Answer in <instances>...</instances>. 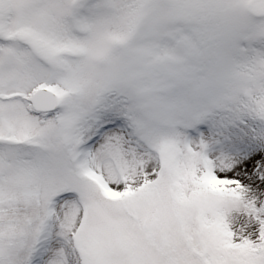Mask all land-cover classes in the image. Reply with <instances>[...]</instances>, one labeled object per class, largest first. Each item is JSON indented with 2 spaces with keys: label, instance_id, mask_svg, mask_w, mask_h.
Returning <instances> with one entry per match:
<instances>
[{
  "label": "snow or ice",
  "instance_id": "1",
  "mask_svg": "<svg viewBox=\"0 0 264 264\" xmlns=\"http://www.w3.org/2000/svg\"><path fill=\"white\" fill-rule=\"evenodd\" d=\"M207 99L264 120V0H0V264H264Z\"/></svg>",
  "mask_w": 264,
  "mask_h": 264
},
{
  "label": "rangeland",
  "instance_id": "2",
  "mask_svg": "<svg viewBox=\"0 0 264 264\" xmlns=\"http://www.w3.org/2000/svg\"><path fill=\"white\" fill-rule=\"evenodd\" d=\"M177 131L202 153L216 174L240 179L246 199L256 200L258 207L264 203V192L251 183L255 180L264 184L261 179L264 177V120L249 114L242 106L207 99ZM249 154L253 158L249 177L241 178L237 166L222 160L225 155L240 160ZM232 218H237L236 214ZM238 218L243 219V214Z\"/></svg>",
  "mask_w": 264,
  "mask_h": 264
},
{
  "label": "bare ground",
  "instance_id": "3",
  "mask_svg": "<svg viewBox=\"0 0 264 264\" xmlns=\"http://www.w3.org/2000/svg\"><path fill=\"white\" fill-rule=\"evenodd\" d=\"M235 157V156H234ZM230 157L229 155H225L222 160H224V162H226L227 160H229V162L231 163V165H235L237 166V170L239 171V174H242L246 177H249L251 175L252 172V161L253 158H251L250 154L248 156L243 155V157L239 160L237 157Z\"/></svg>",
  "mask_w": 264,
  "mask_h": 264
},
{
  "label": "trees",
  "instance_id": "4",
  "mask_svg": "<svg viewBox=\"0 0 264 264\" xmlns=\"http://www.w3.org/2000/svg\"><path fill=\"white\" fill-rule=\"evenodd\" d=\"M264 204V203H263Z\"/></svg>",
  "mask_w": 264,
  "mask_h": 264
}]
</instances>
